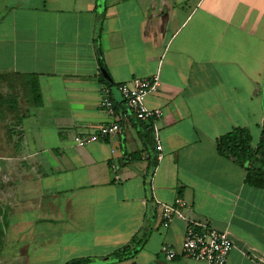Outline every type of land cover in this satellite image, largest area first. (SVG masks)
Returning <instances> with one entry per match:
<instances>
[{
	"label": "crops",
	"instance_id": "obj_1",
	"mask_svg": "<svg viewBox=\"0 0 264 264\" xmlns=\"http://www.w3.org/2000/svg\"><path fill=\"white\" fill-rule=\"evenodd\" d=\"M155 76L147 105L162 115L141 121L162 147L155 167L135 118L78 144L114 120L103 78L122 112L120 86ZM4 78L22 95L20 126L0 132V264H207L162 251L181 250L188 222L227 234V264H264V190L217 151L234 128L254 146L264 128V0H0ZM178 200L163 227L160 204Z\"/></svg>",
	"mask_w": 264,
	"mask_h": 264
},
{
	"label": "built area",
	"instance_id": "obj_2",
	"mask_svg": "<svg viewBox=\"0 0 264 264\" xmlns=\"http://www.w3.org/2000/svg\"><path fill=\"white\" fill-rule=\"evenodd\" d=\"M159 85L158 76L138 79L133 84H122L119 89L127 105L126 110L122 112L117 110L110 88L104 85L100 106L106 113L114 117V120L110 123L101 124L96 132L90 136L78 137V144L84 146L121 133V122L129 118H135L147 123L159 119L162 111L160 109H150L147 105V97L149 94L158 91ZM157 150H162L159 144ZM161 159L162 153H159L157 160ZM111 169L115 173L114 178L119 180L120 175L116 164H112ZM182 205L184 204L181 200H178L176 204H160L163 227H170L175 217L182 216L179 209ZM232 249L233 241L227 234L218 232L207 224L188 222L181 250L178 251L172 246L165 245L162 251L170 260L182 255L187 258L204 261L207 264H227Z\"/></svg>",
	"mask_w": 264,
	"mask_h": 264
},
{
	"label": "trees",
	"instance_id": "obj_3",
	"mask_svg": "<svg viewBox=\"0 0 264 264\" xmlns=\"http://www.w3.org/2000/svg\"><path fill=\"white\" fill-rule=\"evenodd\" d=\"M100 65L102 70L106 71L105 62L102 59ZM102 81L105 86L111 88L106 78H103ZM26 96L32 99L33 104L40 103L41 96L36 81L31 82L29 90L26 89ZM138 122L142 128L139 132L141 141L145 147L150 146L152 151H154L152 167H155L157 164L158 150L153 135L154 129L151 127L152 125L147 126L141 121ZM217 151L221 156L245 168V183L247 185L264 190V128L256 146L253 145V138L248 129L242 127L234 128L231 132L217 138ZM139 248L132 249L131 246H128L120 252L114 253L111 258L115 260L128 259L136 254ZM69 264H91V261L89 259H83L80 262L74 261Z\"/></svg>",
	"mask_w": 264,
	"mask_h": 264
},
{
	"label": "rangeland",
	"instance_id": "obj_4",
	"mask_svg": "<svg viewBox=\"0 0 264 264\" xmlns=\"http://www.w3.org/2000/svg\"><path fill=\"white\" fill-rule=\"evenodd\" d=\"M22 95V90L19 86L12 85L9 78L0 80V132L5 133V138L8 139L9 133L17 131L19 124V97ZM257 137V136H256ZM257 144V138L254 140ZM1 238V232H0Z\"/></svg>",
	"mask_w": 264,
	"mask_h": 264
},
{
	"label": "water",
	"instance_id": "obj_5",
	"mask_svg": "<svg viewBox=\"0 0 264 264\" xmlns=\"http://www.w3.org/2000/svg\"><path fill=\"white\" fill-rule=\"evenodd\" d=\"M103 74H104V76L107 78V79H109L110 80V77H109V75L107 74V72L106 71H104L103 70ZM116 89V88H115ZM115 91V90H114ZM116 94V93H115Z\"/></svg>",
	"mask_w": 264,
	"mask_h": 264
}]
</instances>
